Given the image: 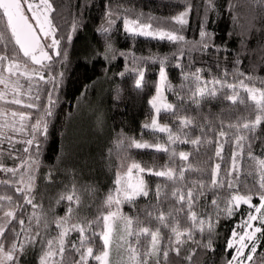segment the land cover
Returning <instances> with one entry per match:
<instances>
[{"label": "snow or ice", "instance_id": "snow-or-ice-1", "mask_svg": "<svg viewBox=\"0 0 264 264\" xmlns=\"http://www.w3.org/2000/svg\"><path fill=\"white\" fill-rule=\"evenodd\" d=\"M182 3L183 10L161 18L109 0L96 30L104 45L97 55L108 62L123 57L125 68L116 75L133 77L136 90L145 86L148 66H159L155 94L148 101L150 122L142 125L139 139L117 133L107 153L113 187L97 204L99 187L82 183L75 169L60 168L62 157L44 173L45 188L37 191L49 126L65 83L68 47L94 5L90 0L72 5L76 11L68 27L63 0H0V264H23L32 254L37 264H66V253L75 254L72 264H194L197 249L215 251L221 220L237 214L225 264L253 261L264 241V76L255 67L242 71L239 56L231 70L217 59L214 73L203 57L222 51L207 28L216 2ZM255 3L264 13V0ZM234 8L229 0L227 11ZM193 11L200 16V28L198 37L190 39L185 32ZM118 20L126 38L167 43L173 50H150L146 56L121 51L114 42L115 32L121 31ZM170 67L179 70L178 84L169 79ZM166 92L175 100L170 102ZM121 94L117 87L114 98ZM214 103L223 105L220 112L211 111ZM162 116L171 122L161 123ZM102 125L98 117L97 126ZM145 131L153 139H144ZM180 145L190 148L178 151ZM133 149L163 153L167 159L145 167L132 159ZM58 171L69 177L67 183L57 179ZM146 176L157 180L152 183ZM56 184L63 190L49 196L48 186ZM125 205L132 214L124 212ZM97 237L102 251L94 254ZM190 244L195 247L182 255Z\"/></svg>", "mask_w": 264, "mask_h": 264}, {"label": "trees", "instance_id": "trees-1", "mask_svg": "<svg viewBox=\"0 0 264 264\" xmlns=\"http://www.w3.org/2000/svg\"><path fill=\"white\" fill-rule=\"evenodd\" d=\"M61 0H57L60 3ZM217 10L210 13L207 28L214 34V42L222 50L219 55L211 53L205 57L208 65H211L213 72L215 63L219 59L222 68L231 70L234 60L239 56L242 63L240 68L246 73L253 67L257 69L256 74L264 76V13L261 12L255 0H231L235 5L233 13L227 11L229 0H215ZM68 5L69 25L71 16L76 9L72 7L78 0H63ZM91 5L85 16L84 26L74 36L72 44L68 47V65L66 69L65 83L60 92V103L56 108V114L49 126L48 139L44 146L42 156V167L38 180L40 192L45 188L43 175L48 168L57 164V158L62 157L59 167L62 169H75L81 178V182L96 184L100 192V203L103 194L113 187L114 171L107 167V153L113 147V140L117 133L123 130L128 136L140 138L142 122L152 114L148 101L155 92V84L158 76V65H149L145 75L146 84L142 90L134 88V78L126 76L121 79L117 73L125 68L123 57L117 56L116 60L108 62L97 55L103 51V38L96 31L97 24L102 20L109 0H90ZM113 5H126L145 13H151L161 18H170L183 10L182 0H111ZM194 5H202L203 0H193ZM202 14V9H201ZM236 19L233 20L232 16ZM132 18H135L134 15ZM255 27H252V25ZM164 27H171L165 23ZM121 31L115 32L114 42L116 48L121 51H134L136 55H148L149 51L161 54L170 53L173 48L167 43L146 40L144 38L128 39L122 33V23L116 25ZM200 28V16L195 11L190 15L189 25L186 26L188 38L198 37ZM226 57V59H225ZM201 66V65H197ZM169 79L173 84L179 83V70L170 67ZM207 76L208 74L205 73ZM120 87L122 94L115 99V89ZM170 102L175 97L167 92ZM223 105L213 104L212 112H220ZM208 109H204L207 111ZM194 115L195 113H190ZM102 117L103 125L97 126V118ZM227 119V117H226ZM165 122H171L168 118L161 117ZM264 128V125L261 126ZM161 137L163 134H160ZM144 139L151 140L153 137L145 131ZM189 145H180L179 150H189ZM226 153L228 149L226 148ZM259 155L262 151L259 143L255 146ZM212 150L209 151V155ZM132 159L139 161L143 166H160L167 159L163 153H155L152 150H131ZM264 158V157H262ZM11 163V162H9ZM57 179L68 182L69 177L63 172H57ZM154 183L157 178L146 176ZM49 196H56L63 190L62 184L48 186ZM143 201L141 200V203ZM254 203L258 199L254 197ZM48 201L45 200V206ZM124 212L132 214L133 209L128 205L124 206ZM246 206H241V212H246ZM58 214H63V208L56 209ZM240 214L230 220H221L214 240V252H207L197 249L193 257L194 264H225L231 257V252L226 251L227 239L231 235L234 225L239 221ZM73 235V238H75ZM167 233L165 232V237ZM194 245H187L182 250L186 255L189 248ZM102 251V242L97 237L94 246V254ZM114 257V255L112 256ZM76 256L73 253H66V264H72ZM23 259V258H22ZM114 260V258H112ZM173 260L175 258L173 257ZM23 264H37L36 254L30 255ZM89 264H96L90 261ZM180 264H186L181 261ZM249 264H264V241L261 242L254 254L253 261Z\"/></svg>", "mask_w": 264, "mask_h": 264}, {"label": "rangeland", "instance_id": "rangeland-1", "mask_svg": "<svg viewBox=\"0 0 264 264\" xmlns=\"http://www.w3.org/2000/svg\"><path fill=\"white\" fill-rule=\"evenodd\" d=\"M119 21H121V23H122V20H118L117 23H118ZM101 23H103V19L97 24V26H96V30H97V28L100 26ZM157 79H158V76H157ZM154 94H155V92L152 94V96H153ZM165 95H167V92L165 93ZM152 96H151V97H152ZM151 97H150V99H151ZM169 101H170V100H169ZM152 115H153V111H152V114H151L149 117H147L146 119L143 120L142 125H143L145 122H150V119H151ZM164 122H165V121L161 120V123H164ZM97 254H99V253H97ZM245 254L247 255V250H246V253H245ZM113 255H114V257H111V259L114 258L113 262H115V259H116V253H115V251H113L112 256H113Z\"/></svg>", "mask_w": 264, "mask_h": 264}]
</instances>
